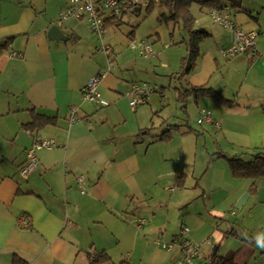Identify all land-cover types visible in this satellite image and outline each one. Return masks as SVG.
Returning a JSON list of instances; mask_svg holds the SVG:
<instances>
[{
  "label": "crops",
  "instance_id": "1",
  "mask_svg": "<svg viewBox=\"0 0 264 264\" xmlns=\"http://www.w3.org/2000/svg\"><path fill=\"white\" fill-rule=\"evenodd\" d=\"M50 1L0 0V42L9 41L0 56V264H131L134 246L171 243L183 226L202 247L198 264L209 262L216 246L223 254L226 246L216 245V239H232L234 247L252 252L251 264H264V246L256 242H264V176L236 179L224 158L211 163L208 158L209 170L214 166L208 175L202 160L206 151L231 157L264 149L262 60L246 59L248 70L240 91L231 96L233 107L190 96L220 124H205L198 134L189 131L188 106L178 101L180 86H175L177 101L185 109L173 115H160L153 95L133 109L127 93L139 79L120 78L115 68L100 86L109 106L97 108L84 100L83 89L107 70V55L84 18L58 23L68 0H57L53 9ZM240 3L231 15L245 31L259 34L257 49L264 53V0L247 8ZM159 22L160 16L153 15L133 39H150L163 30ZM121 24L123 19L112 25ZM53 26L68 40L49 39ZM107 44L116 52L117 42ZM206 57L201 54L186 83L211 87L225 97L228 84L210 86L214 60L207 63ZM34 112L57 123L31 135L25 126ZM157 120L162 131L180 127L168 139L159 137L163 132L153 137L150 129L157 128ZM36 138L52 139L58 147L38 151V170L24 178L20 169ZM180 176L185 177L181 188ZM22 215L28 227L19 224Z\"/></svg>",
  "mask_w": 264,
  "mask_h": 264
},
{
  "label": "rangeland",
  "instance_id": "2",
  "mask_svg": "<svg viewBox=\"0 0 264 264\" xmlns=\"http://www.w3.org/2000/svg\"><path fill=\"white\" fill-rule=\"evenodd\" d=\"M254 2H256V0H242V3L246 8L248 7V4L254 5ZM57 3V0H51L49 2L50 9L56 7ZM69 5L70 0H68V6ZM162 13L163 11L160 8H156L151 13H148L146 7H143L140 12L134 15H125V17H123V24L119 27H115L112 24L107 25L105 42H117L114 56L116 61L114 63L115 69L118 70L119 77L131 79L132 77L137 76L139 79L137 82H146L154 87L156 92L152 94V98L155 97L156 99L157 97V102L161 109L160 115L167 117L175 114L184 105L177 101L175 86H180L176 74L181 69L182 60L188 55L187 42L189 41V37L187 31L182 24L176 25L170 21H168V23L160 21L159 27L163 30L153 34L151 38L148 39L153 54V57L149 60L144 59L132 50L130 47L131 41L128 40L129 33L133 31V29H135L136 32L139 27H143L147 20L153 15L161 16ZM191 13L196 20L195 29H205L210 35L200 46L202 57L207 55L205 58L206 62L208 63L210 57L214 60L210 86L212 84L227 86L228 84L225 97L234 100L231 99V96L235 98L236 94L240 91L243 77L248 70V62L246 61L248 56L240 55L233 59L225 58L223 56V50L231 44L230 33L223 26L212 20L209 9L203 8L194 3L191 7ZM255 16L258 15L256 14ZM93 35L97 38L100 45H102L98 36L94 33ZM170 39L176 44L172 45L171 42L170 45H167ZM207 67L210 69L208 64ZM185 105L188 106L189 109V124L192 128L191 132L198 134L203 128H206V125L204 124V126H202L198 123L201 114L199 107L196 104V100L192 98L188 100ZM161 124V121L157 120V128L151 127V136L155 137L157 136L156 134L164 132L162 131L163 126ZM165 129H167L166 126ZM211 154L212 153L208 154L206 151L205 157H202L208 175L211 174L214 167L212 166L209 170V164L207 162L208 158L210 163L217 161L215 156ZM216 179L218 180L219 177ZM170 192H167V195H170ZM177 192H180L179 189ZM230 219L232 222H236L238 217L236 219ZM216 240V245L222 244V247L225 245V250L231 248L233 252L239 253L240 260H245V254L248 252V249H245V246L234 247L232 239L228 242L225 240L223 243L218 239ZM134 248L135 249L131 252L133 255V262L131 264H175L182 257L180 247H177L175 250H168L163 246H157V244L148 246L145 243H141L136 247L134 246ZM225 250L222 248V255L227 254L223 252ZM196 264H198V262H196Z\"/></svg>",
  "mask_w": 264,
  "mask_h": 264
},
{
  "label": "built area",
  "instance_id": "3",
  "mask_svg": "<svg viewBox=\"0 0 264 264\" xmlns=\"http://www.w3.org/2000/svg\"><path fill=\"white\" fill-rule=\"evenodd\" d=\"M151 0H70L69 7L60 14L58 23L61 25L63 21L71 18H84L92 32L98 36L102 42L101 50L107 55L108 68L106 71L96 75L87 83L83 89V98L85 101L94 104L97 108L107 107L109 103L102 99L100 94V86L107 74L115 68L116 58L112 47L105 42L107 35V24L105 19L107 17H114L115 20L123 18L125 15L133 13L140 7H146ZM212 20L223 26L231 36V44L223 50V56L227 59H232L240 55H247L251 58L261 59L264 63V53L257 49V39L259 34L255 31L247 32L241 25H239L233 16L226 10H212L210 11ZM148 39L131 40L130 47L139 56L151 59L153 57L151 45ZM155 93V88L148 83L134 82L131 84L127 93L130 99V106L133 109L148 103L151 95ZM201 118L198 123L200 125L212 124L219 127V123L214 119L213 114L206 110H200ZM72 122L78 121L76 111L71 112ZM29 133V132H28ZM30 134V133H29ZM57 143L52 140H43L36 138L34 145L27 151V163L21 167L20 174L24 178H28L31 174L36 172L39 167L38 151L44 149H56ZM85 177H81L79 187L82 193H86L83 183ZM18 222L23 227L30 225L29 219L26 215L19 217ZM144 221L140 220L143 224ZM191 229L188 226H183L181 235L171 243L159 241V243L168 250H174L180 247L182 257L177 264H196L202 258V247L193 242L190 238ZM210 244V240H209Z\"/></svg>",
  "mask_w": 264,
  "mask_h": 264
},
{
  "label": "trees",
  "instance_id": "4",
  "mask_svg": "<svg viewBox=\"0 0 264 264\" xmlns=\"http://www.w3.org/2000/svg\"><path fill=\"white\" fill-rule=\"evenodd\" d=\"M241 0H151L148 6H146L147 12L151 13L156 8H160L163 13L160 16V21H168L176 24L183 25L185 30L188 33L189 41L187 42V52L188 55L181 62V69L176 74L181 89L179 90L178 101L182 104H186L190 96L194 93L199 94L204 97H211L216 99L218 102H221L226 107H233L234 101L226 99L220 92L214 90L211 87L202 86V87H191L187 85L186 78L190 73L196 69L199 58L201 57L200 46L203 41L208 38L209 33L202 32L201 29H195L196 20L191 13L192 4H198L203 8H207L210 11L212 10H226L231 14L233 9L240 8ZM143 7L136 9L133 13L136 14L141 11ZM122 17L115 20L114 17H107L105 19L106 24H118L122 21ZM135 29L129 34L130 41L134 40L133 36ZM175 45V42H172V45ZM178 45V44H177ZM9 46V41L0 42V56L5 52L6 48ZM264 107V105H263ZM183 109L184 106H183ZM57 123L56 118L40 115L34 112L32 116V121L25 126L26 131L31 135L34 131L40 130L48 125H55ZM180 127V125L168 126V129L162 133L159 137L161 139L170 138L173 128ZM189 131H192V128L189 127ZM151 130V129H150ZM216 159L224 158L227 160L233 176L236 179H251L257 180L260 177L264 176V149H254L251 151L244 152L236 156H227L224 153H217L214 155ZM184 176H180L177 180L178 186L184 187L183 183ZM252 190H255V187H252ZM258 244L264 246V242L257 240ZM250 252V251H249ZM247 252L245 254V260H240L238 252H230L226 255H220L217 252L215 255H211L208 259L210 264H251L250 257L252 252ZM103 257V254H101ZM107 259V256H106ZM101 258L100 260H106ZM14 264H19L17 261H14ZM20 264H26L24 262Z\"/></svg>",
  "mask_w": 264,
  "mask_h": 264
},
{
  "label": "water",
  "instance_id": "5",
  "mask_svg": "<svg viewBox=\"0 0 264 264\" xmlns=\"http://www.w3.org/2000/svg\"><path fill=\"white\" fill-rule=\"evenodd\" d=\"M202 32H206L205 29H201ZM49 39L51 40H58V41H67L68 37L63 33L60 27L53 26L48 31ZM218 251V246L214 248L213 255H215ZM204 264H210L209 262H206Z\"/></svg>",
  "mask_w": 264,
  "mask_h": 264
}]
</instances>
